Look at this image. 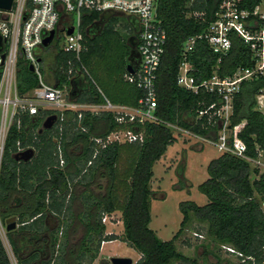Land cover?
Masks as SVG:
<instances>
[{
    "label": "trees",
    "instance_id": "obj_1",
    "mask_svg": "<svg viewBox=\"0 0 264 264\" xmlns=\"http://www.w3.org/2000/svg\"><path fill=\"white\" fill-rule=\"evenodd\" d=\"M220 2L158 0L156 17L166 41L155 82L157 122L119 125L111 113L83 112L78 118V112L71 110L64 111L63 115L59 112L17 115L7 133L0 162V220H16L18 228L6 236L17 264H92L99 255L101 243L117 239L139 253L140 259L135 264L174 261L195 264L189 263L175 248L176 238L192 219L207 226L208 238L234 250L238 264H264V173L231 154L222 153L209 163L208 178L199 186L208 203L201 207L193 202L181 203L180 229L170 241H161L149 228L150 199L154 195L152 168L175 140L170 126L207 140H216L221 130L223 120L213 116L221 106L218 95L203 91L195 94L177 85L184 46L190 38L204 34ZM100 15L82 14L84 50L79 58L57 46L49 78L42 73L46 82L55 80L59 86L70 85V81L77 87L84 85L81 95L73 100L77 104L102 105L103 95L114 105L136 108L144 94L127 80L130 28L122 27L114 19L117 16H113L98 33L96 22ZM130 24L134 32L135 26L131 21ZM231 40L229 55L219 64L218 56L209 50L207 43L203 39L196 41L187 57L194 69L189 76L195 84L208 80L214 71L225 77L238 67L249 66L247 47L234 36ZM38 57L42 61V55ZM70 67L74 70L84 67L88 76L74 71L73 79L68 80ZM37 86L36 75L20 60L19 93ZM261 88H264V78L242 83L233 97L229 125L246 122L239 135L246 144V156L257 159L260 151L264 163V116L254 110L255 95ZM210 106L214 107L209 109ZM204 110L208 113L199 116ZM51 115L57 117L53 128L40 133L43 122ZM126 129L142 130L143 140L111 143L104 148L92 140ZM27 149L34 150L31 160H14L15 154ZM59 151L63 166L59 164ZM101 180L106 181L104 195L96 194L93 188L100 187ZM16 193L31 204L22 206L12 196ZM16 200L22 211L10 209L11 202ZM77 201L79 207H76ZM115 213L120 214L121 236L106 234L102 222L104 217ZM51 219L57 222L53 230L47 225ZM77 231L82 232V237L74 244L72 238ZM17 237L21 243L18 248ZM216 260L215 264H219L220 260L217 257ZM0 264H11L1 239Z\"/></svg>",
    "mask_w": 264,
    "mask_h": 264
},
{
    "label": "built area",
    "instance_id": "obj_2",
    "mask_svg": "<svg viewBox=\"0 0 264 264\" xmlns=\"http://www.w3.org/2000/svg\"><path fill=\"white\" fill-rule=\"evenodd\" d=\"M158 0H14L10 10H0V162L5 139L18 114L36 115L44 107H56L61 115L66 110L77 111L78 118L83 112L97 114L111 113L119 125L144 124L157 122L156 77L164 53L165 33L160 29L156 17ZM83 12L103 14L112 12L132 17L137 23L136 49L140 54V64L127 80L143 91V98L138 107L114 105L103 95L102 105L77 104L70 99V85L59 86L55 80L46 82L40 72L38 61L43 40L56 29H63L64 40L61 50L74 54L79 58L84 50L81 34V18ZM62 22L60 27L59 23ZM72 28L71 35L66 31ZM239 39L248 49L249 66L238 67L232 75L221 77L216 71L200 84H195L189 73L193 67L187 61L193 52L197 40L203 39L209 50L218 56V64L227 57L232 47V37ZM183 62L179 67L177 85L197 94L200 91L218 95L221 106L213 113L220 120L221 130L216 140H207L221 153L231 154L248 162L252 167L264 169L262 153L257 159L246 156L247 147L239 137L246 122L230 127L233 97L240 91L243 82L264 78V0H221L214 14V19L203 35L190 38L183 49ZM23 61L28 67L33 66L38 86L26 93H19L17 88V68ZM78 72L88 76L84 67L67 72L68 80H72ZM214 106H210L209 109ZM254 110L264 116V88L255 95ZM207 110L200 111L199 116L206 115ZM224 118V119H223ZM19 124V121H17ZM172 130H181L170 126ZM184 131V130H182ZM190 135L187 131H184ZM192 136V135H190ZM92 140L101 148L111 143H137L143 140L140 129H126L111 132ZM59 164L64 165L62 153L59 151ZM108 217H104L105 223ZM109 242H102V245ZM104 246V245H103ZM5 247V246H4ZM6 249V248H5ZM229 253H235L227 248ZM10 259V258H9ZM11 261V260H10ZM12 264V262H11ZM17 264V262H16Z\"/></svg>",
    "mask_w": 264,
    "mask_h": 264
},
{
    "label": "rangeland",
    "instance_id": "obj_3",
    "mask_svg": "<svg viewBox=\"0 0 264 264\" xmlns=\"http://www.w3.org/2000/svg\"><path fill=\"white\" fill-rule=\"evenodd\" d=\"M115 18L122 27L130 28L129 35L134 34L127 16L122 15ZM63 40L64 35L61 34L59 38L54 39L52 45L61 47ZM45 49L44 52L40 51L42 61L39 64V69L49 78L56 49L48 47ZM40 112L45 115L59 111L56 107H44ZM223 122L225 121L223 120ZM173 135L175 140L167 147L164 155L152 168L151 190L154 195L150 199L149 228L161 241H170L179 231L183 218L180 211L181 203L193 202L200 207L208 203L207 197L201 193L199 186L208 178L207 167L209 163L222 154L203 138L190 136L182 130L174 131ZM258 168L260 173H264L263 168ZM100 184V187H93L94 192L98 195H104L106 181L101 180ZM15 195L20 196L17 193ZM76 207H79L78 201ZM12 222H16V220L11 218L4 222L0 220V239L12 264H16V257L6 236V225ZM104 224L106 234L122 235L123 227L119 213L108 217ZM56 226L57 222L51 219L49 222L51 230L55 229ZM206 232L207 226L205 224H200L192 219L175 240L177 252L186 257L189 263L194 261L195 264H215L216 257L220 260L219 264L239 263L236 255L230 254L226 246L215 243L208 238ZM81 237L82 232L77 231L73 235L72 242L77 243ZM103 245L101 243L99 255L92 264H111L110 259L113 257L130 258L133 264L140 259L139 253L120 239L109 241ZM47 255L49 257V254ZM171 264L181 263L174 261Z\"/></svg>",
    "mask_w": 264,
    "mask_h": 264
},
{
    "label": "water",
    "instance_id": "obj_4",
    "mask_svg": "<svg viewBox=\"0 0 264 264\" xmlns=\"http://www.w3.org/2000/svg\"><path fill=\"white\" fill-rule=\"evenodd\" d=\"M14 0H0V10H10L12 7ZM113 16H122V14H117V13H112V12H105L100 15V19L96 22V28L98 30V33L104 26V24ZM124 16V15H123ZM129 21H131L132 25L134 27V35L129 37L127 40V44L130 47V54L127 59L128 65H127V72L129 74H133L137 67L140 64V54L138 53L136 49V34L138 32L137 28V23L132 17H128ZM89 30H87L88 32ZM73 32L72 28L68 29L66 31L67 35H71ZM63 33V29H56L55 31L51 32L49 36H47L43 42H42V47L47 48L54 39L59 38V36ZM1 40H0V50H1ZM40 62V59L38 60ZM30 72L34 71L33 66H29ZM80 90L78 89L77 85L75 84L74 81H70V91H69V96L70 99L75 100L77 97V93ZM57 120L56 115H51L48 118L45 119V121L42 124V127L40 129V133L43 130H50L53 128L55 122ZM34 156V150L33 149H27L24 150L20 153H17L13 156L14 160L17 162H27L31 160ZM17 225L15 222H12L10 224L6 225V232L10 233L16 229ZM111 264H133L132 259L130 258H123V257H113L110 259Z\"/></svg>",
    "mask_w": 264,
    "mask_h": 264
},
{
    "label": "crops",
    "instance_id": "obj_5",
    "mask_svg": "<svg viewBox=\"0 0 264 264\" xmlns=\"http://www.w3.org/2000/svg\"><path fill=\"white\" fill-rule=\"evenodd\" d=\"M83 86H84V85H82V86H81V85H78V88H80L81 90H80V93L77 95V98L81 95V93H82V87H83ZM12 196H15V199H16V198L19 199V200L22 202V203H21L22 206L27 207L28 204H31V203H29L28 199L24 201L22 198L17 197L15 194H13ZM16 203L18 204V201H17V200H16V201H12L11 204H10V206H9V205H8V206L10 207V209H11L12 211L17 210V211L19 212V211L21 210V204H18V206H17L18 208H17V209H14V208H16ZM21 211H22V210H21ZM50 221H51V220L47 221V225H48V227H49V222H50ZM17 228H18V227H16V229H17ZM16 229H15V230H16ZM15 230H14V231H15ZM14 236H15V235H14ZM18 237H19V235H18ZM18 237H17V238H18ZM17 238H16V239H17ZM20 238H21V237H20Z\"/></svg>",
    "mask_w": 264,
    "mask_h": 264
},
{
    "label": "flooded vegetation",
    "instance_id": "obj_6",
    "mask_svg": "<svg viewBox=\"0 0 264 264\" xmlns=\"http://www.w3.org/2000/svg\"><path fill=\"white\" fill-rule=\"evenodd\" d=\"M59 25H60V27L62 26V22H60L59 23ZM60 37V36H59ZM53 43V42H52ZM56 47L57 46H54V45H52V44H50L49 46H48V48H52V49H56ZM54 57V56H53ZM21 245V243H20V240L17 238H15V246H16V248H18L19 246Z\"/></svg>",
    "mask_w": 264,
    "mask_h": 264
}]
</instances>
